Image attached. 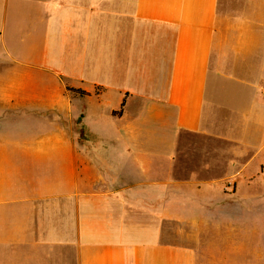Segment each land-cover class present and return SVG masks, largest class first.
Listing matches in <instances>:
<instances>
[{
	"label": "crops",
	"instance_id": "0c3cea01",
	"mask_svg": "<svg viewBox=\"0 0 264 264\" xmlns=\"http://www.w3.org/2000/svg\"><path fill=\"white\" fill-rule=\"evenodd\" d=\"M0 264H264V0H0Z\"/></svg>",
	"mask_w": 264,
	"mask_h": 264
},
{
	"label": "rangeland",
	"instance_id": "374dc122",
	"mask_svg": "<svg viewBox=\"0 0 264 264\" xmlns=\"http://www.w3.org/2000/svg\"><path fill=\"white\" fill-rule=\"evenodd\" d=\"M198 138L199 140H201V137L200 136H197V135H194V134H188V133H182L181 134V138L182 139H187V138ZM205 143H208L210 144V147H220L221 148V143L219 142H214L210 139H204L203 140ZM191 148V147H190ZM262 183V181L259 180V184ZM166 228V232L169 234L170 232H175L174 230H176L175 226H170V225H167L165 226Z\"/></svg>",
	"mask_w": 264,
	"mask_h": 264
},
{
	"label": "trees",
	"instance_id": "16d2710c",
	"mask_svg": "<svg viewBox=\"0 0 264 264\" xmlns=\"http://www.w3.org/2000/svg\"><path fill=\"white\" fill-rule=\"evenodd\" d=\"M67 90H73V89H72V88H68V87H67Z\"/></svg>",
	"mask_w": 264,
	"mask_h": 264
}]
</instances>
